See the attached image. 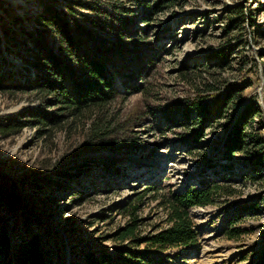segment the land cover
Returning <instances> with one entry per match:
<instances>
[{
    "label": "rangeland",
    "instance_id": "rangeland-1",
    "mask_svg": "<svg viewBox=\"0 0 264 264\" xmlns=\"http://www.w3.org/2000/svg\"><path fill=\"white\" fill-rule=\"evenodd\" d=\"M46 6L107 40L124 35L130 50L116 60L115 83L127 99L112 102L118 131L110 147L82 152L89 115L62 111L36 90L0 89V184L22 197L0 208L8 238L0 264H20L31 236L46 264H88L86 255L104 251L109 264H130L124 250L146 254L138 264H264V168L252 173L254 153L223 159V142L245 109L264 112V0H0L2 86H28L41 74L28 63L35 50L26 32L46 27L37 22ZM98 18L110 30L97 28ZM45 38L59 52L55 38ZM232 86L234 101L218 115L183 118L189 104L205 100L211 109ZM193 126L202 130L198 144L186 142ZM248 131L264 137V116L250 119ZM205 186L221 190L214 204L190 210L198 245L116 240L134 217L138 240L166 228L162 201Z\"/></svg>",
    "mask_w": 264,
    "mask_h": 264
},
{
    "label": "trees",
    "instance_id": "trees-1",
    "mask_svg": "<svg viewBox=\"0 0 264 264\" xmlns=\"http://www.w3.org/2000/svg\"><path fill=\"white\" fill-rule=\"evenodd\" d=\"M144 4L149 10L148 12H154L151 5H149V1H145ZM159 5L161 4L159 3L157 7ZM84 6L91 7L86 4ZM91 8L98 15L100 14L98 7ZM69 11L72 12L73 9L70 8ZM37 17V22L46 27H43V30L39 31L37 35L31 31L26 32L31 37L33 50L37 51L36 53L34 51V56L31 60H28V63L41 74L34 80H28V86L21 83L8 86L0 84V89L36 90L53 97L51 103L60 105L62 111L67 110L71 115L77 117L89 115V131L83 141L81 151L109 148L111 145L110 139L115 137L118 131L115 115L111 110L112 102L116 96L122 95L115 83V78L118 77L115 71L116 60L120 59L121 56L123 57L130 50L124 46L126 44L124 35L118 34L115 39L107 40L104 36L83 26L75 18H71V14L49 6H46L43 13ZM99 21L100 18L97 22H94L97 28L104 31L110 30L106 26L108 24L104 25ZM48 33L58 43L59 52H55L54 49L50 48L48 38H45V34ZM217 55L223 59L226 58L225 52H220ZM148 63V61L145 62L144 66ZM120 77L124 82L123 76ZM124 84L127 85V83ZM137 90L140 91V88L138 87ZM235 90L237 88L232 86L227 94L217 99L211 109L205 100L189 104L185 107L186 112L183 118L186 117V120H190L194 114L201 117L211 114L218 115L226 105L233 103L232 93ZM122 97L123 100L127 99V95H122ZM262 116H264V112L259 105H250L245 109L243 114L231 126L229 134L223 142L224 160L230 162L239 154L254 153V157L250 161L251 171L252 173H260L259 170L264 168V137L256 132H249L248 121ZM44 121L51 123L53 119L46 116ZM183 126L188 128V124ZM196 128L197 126L192 127L194 133L187 138L186 142L192 144L200 142L203 136L202 130ZM10 129L12 127H2V130ZM249 149L252 152H249ZM228 165L225 166L229 167ZM246 181L256 182L258 180L254 177H247ZM220 190V186H216L214 189L205 186L201 189L191 188L182 193H175L162 201L167 217L166 228L157 230L144 240H138V221L134 217L132 224L117 231L115 234L116 240L120 243L132 245L135 243L139 247L142 244H147L150 248L158 249L194 247L198 245L199 238L190 216V210L214 204ZM21 199L19 192H11V189H5L0 184V208L8 205L14 206L21 202ZM132 210L135 215L138 207L135 206ZM6 235V232L1 228L0 262L4 254V248L8 245ZM20 249V254L17 257L20 264H46L41 241L37 236H31L22 244ZM123 252L127 255V258L123 260L130 262V264H138L137 261L146 255L136 251L132 252V250H124ZM100 255V257L94 253L86 255L88 264L111 263L112 257L106 254L105 251L100 252Z\"/></svg>",
    "mask_w": 264,
    "mask_h": 264
}]
</instances>
